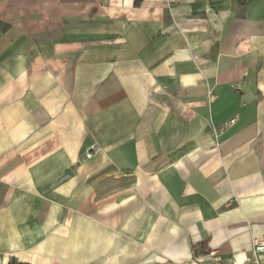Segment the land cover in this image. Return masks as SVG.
<instances>
[{
    "label": "crops",
    "instance_id": "1",
    "mask_svg": "<svg viewBox=\"0 0 264 264\" xmlns=\"http://www.w3.org/2000/svg\"><path fill=\"white\" fill-rule=\"evenodd\" d=\"M136 1L0 0V264L264 239V0Z\"/></svg>",
    "mask_w": 264,
    "mask_h": 264
},
{
    "label": "built area",
    "instance_id": "2",
    "mask_svg": "<svg viewBox=\"0 0 264 264\" xmlns=\"http://www.w3.org/2000/svg\"><path fill=\"white\" fill-rule=\"evenodd\" d=\"M234 122L233 120L230 124ZM98 151L99 147L97 145L92 146L86 152L85 160H90ZM201 264H264V239L253 241L250 253L241 262L235 258L226 259L217 251H210L201 261Z\"/></svg>",
    "mask_w": 264,
    "mask_h": 264
},
{
    "label": "trees",
    "instance_id": "3",
    "mask_svg": "<svg viewBox=\"0 0 264 264\" xmlns=\"http://www.w3.org/2000/svg\"><path fill=\"white\" fill-rule=\"evenodd\" d=\"M138 3H139V1L137 0L136 4H138ZM10 27H11L10 24L0 20V33H5L7 30H9ZM200 249H202V248L200 247ZM209 252L207 254H209ZM9 264H23V263H16L15 261H13Z\"/></svg>",
    "mask_w": 264,
    "mask_h": 264
}]
</instances>
